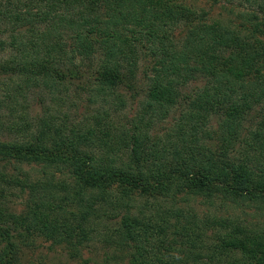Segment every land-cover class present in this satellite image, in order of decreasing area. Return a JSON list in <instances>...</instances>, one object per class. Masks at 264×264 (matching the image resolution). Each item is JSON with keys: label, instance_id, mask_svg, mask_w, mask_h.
I'll return each mask as SVG.
<instances>
[{"label": "trees", "instance_id": "16d2710c", "mask_svg": "<svg viewBox=\"0 0 264 264\" xmlns=\"http://www.w3.org/2000/svg\"><path fill=\"white\" fill-rule=\"evenodd\" d=\"M197 1L0 0V264L118 217L128 264H264V0Z\"/></svg>", "mask_w": 264, "mask_h": 264}, {"label": "rangeland", "instance_id": "374dc122", "mask_svg": "<svg viewBox=\"0 0 264 264\" xmlns=\"http://www.w3.org/2000/svg\"><path fill=\"white\" fill-rule=\"evenodd\" d=\"M196 3L200 8L208 6L205 1L200 0ZM4 40L7 41L8 39L4 37ZM5 56L6 53H0V62L5 59ZM84 80L85 78H82V80L79 81L80 86H83ZM91 80L92 79L89 81ZM72 90L65 95L62 94L63 97L61 100L55 97V100L58 101L56 103L53 102L51 96L47 93H44L42 102H40V94L37 93V95H35V92H33V95H31L28 100L31 107L30 111L37 112V114L41 115L44 111L49 110L57 123H60L61 120L72 123L81 122L85 112L87 110L90 112L91 110V107H89L86 101L88 93L79 90L77 94H74L75 92ZM140 108L141 106L138 101H127L126 108L123 110V113H120V118L123 116L124 121H126L125 118L129 120V118H133L134 115L138 113ZM167 126L168 123H162L159 124L157 128L159 130V128L163 129ZM141 202H143V199L138 201V203ZM14 206L18 212L23 208L22 205L16 203ZM190 206L194 207L199 215H203L210 211L211 213L225 216L228 212L224 210L225 208H219L218 205H216V207H209L203 204L199 199L194 200V202L191 201ZM238 210L240 209H237L235 212L236 214L241 213ZM118 219L104 220V226H100L92 234L91 240L86 242L87 244H85V247L80 250L77 256L75 255L73 257L69 249L65 246H56L50 241L37 240L35 245L23 248L21 264H82L83 261H87L88 264H128V259L125 257L127 252L121 251L112 241L115 238L113 230L118 225Z\"/></svg>", "mask_w": 264, "mask_h": 264}]
</instances>
